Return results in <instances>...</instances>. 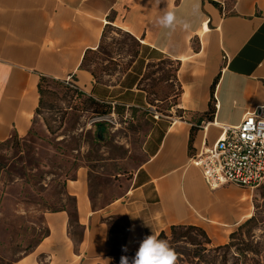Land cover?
Returning a JSON list of instances; mask_svg holds the SVG:
<instances>
[{
	"label": "crops",
	"instance_id": "1",
	"mask_svg": "<svg viewBox=\"0 0 264 264\" xmlns=\"http://www.w3.org/2000/svg\"><path fill=\"white\" fill-rule=\"evenodd\" d=\"M163 10L174 11V27L158 23ZM117 28L138 39L139 54L120 77L97 82L83 58ZM164 59L177 64L180 93L170 120L151 128L144 161L102 205L79 166L64 181L73 208L63 200L45 211L48 232L15 264H120L118 255L173 225L201 227L213 243L230 240L254 214V188H212L194 159L224 126L249 112L264 116V0H0V145L43 120L42 76L69 80L99 101L145 108L152 105L140 82L149 63ZM120 219L125 226L113 230Z\"/></svg>",
	"mask_w": 264,
	"mask_h": 264
},
{
	"label": "rangeland",
	"instance_id": "2",
	"mask_svg": "<svg viewBox=\"0 0 264 264\" xmlns=\"http://www.w3.org/2000/svg\"><path fill=\"white\" fill-rule=\"evenodd\" d=\"M106 35L107 54L95 56L92 65L114 69L104 72L103 79H116L132 63L140 47L116 29L108 30ZM176 66V62L166 59L154 62L147 70L141 86L153 109L116 105L111 113L99 115L89 95L79 94L76 87L51 78L43 83L45 101L39 111L43 120L28 136H13L0 145V264H15L48 232L45 211L61 208L63 200L73 208V200L64 195V181L73 177L79 166L88 169L94 205H102L121 192L123 180L130 179L132 171L145 159L143 146L151 128L173 116L171 110L180 92ZM157 114L159 119L155 118ZM104 121L108 122V135L100 140L96 124ZM251 194L257 218L252 229L256 243L264 240V183L252 189ZM125 224L124 219L117 220L112 229L118 231ZM117 231L112 238L118 248L121 237ZM171 234L169 230V239ZM189 234L205 240L196 231ZM204 244L208 248L221 245ZM169 245L173 249L180 245L183 250L196 246L186 237ZM236 246L228 251L212 250L208 256L215 255L217 264H223L224 259V264H235ZM135 254L128 256L129 264ZM250 255L260 258L258 253Z\"/></svg>",
	"mask_w": 264,
	"mask_h": 264
},
{
	"label": "built area",
	"instance_id": "3",
	"mask_svg": "<svg viewBox=\"0 0 264 264\" xmlns=\"http://www.w3.org/2000/svg\"><path fill=\"white\" fill-rule=\"evenodd\" d=\"M70 85H74L66 80ZM150 108L153 109V106ZM159 119V115H155ZM207 183L217 188L227 183L257 188L264 183V116L247 113L240 124L226 125L211 147L195 157Z\"/></svg>",
	"mask_w": 264,
	"mask_h": 264
},
{
	"label": "trees",
	"instance_id": "4",
	"mask_svg": "<svg viewBox=\"0 0 264 264\" xmlns=\"http://www.w3.org/2000/svg\"><path fill=\"white\" fill-rule=\"evenodd\" d=\"M116 30L118 32L128 36L130 39H132V41L137 46H139V47L141 46V43L138 41V39L136 37H134L132 34H130L129 32L123 31L122 29H119V28H117ZM106 33H104L103 38H102V42L97 49H88L86 51V54H85L83 61H82V64H81V66L83 68L91 71V73L94 75V78L96 79L97 82H104V81L108 82L109 80L103 79V74H104V72L110 73V71L114 70V69H109L106 66L105 67H103V66L99 67V66H93L92 65L96 61L95 56H97L100 53L107 54L106 51H104L105 39L107 36ZM138 54H139V51H135L134 59L138 56ZM164 60H166V59H164ZM161 61H163V60H161ZM153 63L154 62L149 63L148 69L150 68V66ZM129 66L130 65H128L127 68L124 69V71H126L129 68ZM176 69H177V66H176ZM146 73H145L144 77L142 78L140 85H141L142 81L144 80ZM47 79H48V77H46V76H42L40 79L39 92L41 94V104H40V108L38 109V113L41 109L42 104L45 101L44 95L46 93V89L44 88L43 83ZM60 83H63L67 87L72 86L75 88L74 85H70L69 83H67L65 81H61ZM141 88L145 90V88H143L142 86H141ZM76 91L79 94H85L84 92H82L81 90H79L77 88H76ZM179 93H178V95H179ZM89 100H91V102L95 105L94 112L99 114V115L111 113L113 111V109L116 108V105H118L117 103H112L111 101H109V102L108 101H99L92 96H89ZM258 222H259V220H258ZM255 224H257V218H256V215L253 214L250 218H248L246 221H244L242 224H240L235 231H233L231 233L230 242L218 245L214 248H208V247L204 246L205 245L204 242L209 244V243H211V239L208 237L206 232L201 227H198L195 225H173L171 228V231H172L171 239H169V236L167 235L166 232H162L159 235L158 239H163V240H166L168 243L173 244L175 242L182 240L184 237H186L189 240V242H191L193 245H196L195 249H192V250L191 249L183 250L180 245H178L177 247L174 246V250L177 254V258L179 261L177 264H217V257L215 255L208 256L209 255L208 252H210L212 250H214V251H219V250L228 251L234 245H237L236 251H235V253H236L235 256L237 257V261L235 264H263V261H264V240L258 239V242L254 243L255 236H254V233H252L253 232L252 229H253ZM191 231H196L197 235H202L205 239V240H203L204 242H202V240H198L197 236H193V235L189 234ZM136 252H137V250L132 252V253H123L120 255L128 257V256H130V254H134ZM257 253H258V256H260V258L258 260L256 258H254V256L250 255V254H257ZM182 254H183V256H182ZM120 255H118V260L121 261ZM250 260H253L254 262H249ZM225 261L226 260L224 259L222 261V263L224 264Z\"/></svg>",
	"mask_w": 264,
	"mask_h": 264
},
{
	"label": "clouds",
	"instance_id": "5",
	"mask_svg": "<svg viewBox=\"0 0 264 264\" xmlns=\"http://www.w3.org/2000/svg\"><path fill=\"white\" fill-rule=\"evenodd\" d=\"M157 5L161 0H156ZM158 23L162 27H174L176 15L172 10H163ZM185 29L189 27L187 23L183 25ZM120 264H129V258L122 256ZM131 264H177V254L166 240L158 239L154 235L147 236L140 243Z\"/></svg>",
	"mask_w": 264,
	"mask_h": 264
},
{
	"label": "water",
	"instance_id": "6",
	"mask_svg": "<svg viewBox=\"0 0 264 264\" xmlns=\"http://www.w3.org/2000/svg\"><path fill=\"white\" fill-rule=\"evenodd\" d=\"M97 127V138L100 140H105L108 135V122H99L96 124Z\"/></svg>",
	"mask_w": 264,
	"mask_h": 264
}]
</instances>
